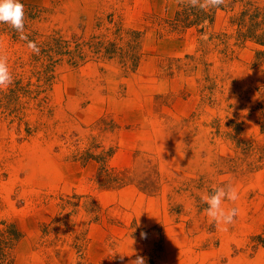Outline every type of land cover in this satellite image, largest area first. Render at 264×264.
<instances>
[{
	"label": "rangeland",
	"instance_id": "obj_1",
	"mask_svg": "<svg viewBox=\"0 0 264 264\" xmlns=\"http://www.w3.org/2000/svg\"><path fill=\"white\" fill-rule=\"evenodd\" d=\"M21 3L40 52L0 24V264H264V0Z\"/></svg>",
	"mask_w": 264,
	"mask_h": 264
},
{
	"label": "clouds",
	"instance_id": "obj_2",
	"mask_svg": "<svg viewBox=\"0 0 264 264\" xmlns=\"http://www.w3.org/2000/svg\"><path fill=\"white\" fill-rule=\"evenodd\" d=\"M187 4L193 8L201 10L217 9L226 4V0H186ZM0 24H7L19 33L21 40L27 41V48L39 54L40 49L35 41L28 40L25 32V11L21 0H0ZM208 39L207 34L201 37ZM13 83V76L8 65V57L2 51L0 44V90L8 88ZM239 199L237 188L232 184L222 186L212 185L211 192L205 193L202 200L207 204L204 210L211 221L215 222L222 231H227L228 226L235 222L240 214L238 207H225V202H236ZM222 226V227H221ZM142 238H146V233H141ZM132 239V238H131ZM133 243L134 240L132 239ZM133 252V251H132ZM136 256L130 264H146L145 258L133 252Z\"/></svg>",
	"mask_w": 264,
	"mask_h": 264
}]
</instances>
